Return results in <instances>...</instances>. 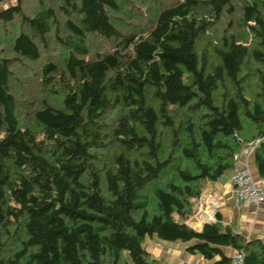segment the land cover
<instances>
[{
    "label": "trees",
    "instance_id": "16d2710c",
    "mask_svg": "<svg viewBox=\"0 0 264 264\" xmlns=\"http://www.w3.org/2000/svg\"><path fill=\"white\" fill-rule=\"evenodd\" d=\"M25 1L0 10L18 22L0 49V264H164L148 237L264 264L260 238L184 221L255 139L264 180V0Z\"/></svg>",
    "mask_w": 264,
    "mask_h": 264
},
{
    "label": "crops",
    "instance_id": "0c3cea01",
    "mask_svg": "<svg viewBox=\"0 0 264 264\" xmlns=\"http://www.w3.org/2000/svg\"><path fill=\"white\" fill-rule=\"evenodd\" d=\"M241 158L250 166L254 178L263 180L253 162L252 151L244 146L239 151ZM230 173L222 175L215 181H208L193 207V213L185 218V223L196 231H200L206 222H212L220 217L223 224L245 239L260 238L264 242V208L246 202L235 201L231 195ZM264 181V180H263ZM192 241H164L156 237H148L144 241V249L151 257L164 264H216L220 259L216 255L206 259L199 253L186 250ZM222 252L230 258L234 248L221 246Z\"/></svg>",
    "mask_w": 264,
    "mask_h": 264
},
{
    "label": "built area",
    "instance_id": "2783aa9c",
    "mask_svg": "<svg viewBox=\"0 0 264 264\" xmlns=\"http://www.w3.org/2000/svg\"><path fill=\"white\" fill-rule=\"evenodd\" d=\"M258 143L255 139L248 143L250 152ZM233 167L230 172L231 195L235 201L246 202L264 208V181L254 178L247 161L241 158L240 152L233 155ZM244 253L234 250L228 264H242Z\"/></svg>",
    "mask_w": 264,
    "mask_h": 264
},
{
    "label": "rangeland",
    "instance_id": "374dc122",
    "mask_svg": "<svg viewBox=\"0 0 264 264\" xmlns=\"http://www.w3.org/2000/svg\"><path fill=\"white\" fill-rule=\"evenodd\" d=\"M13 3H14V0L1 1L0 2V10H2L3 8H6L7 6H10ZM23 7H24V11L26 13H28V12L33 11L35 9V7H37V4L34 2V0H26L24 2ZM235 16L236 15L232 16L231 18L234 19ZM227 19L228 18H225L224 21H222L221 23H219V25H217V28L214 32L215 34L216 33L219 34L222 31L223 27L225 26L224 24H225ZM16 21L17 20L9 22V23L0 22V49L2 51L4 50V52H8V50H9V45L6 44L7 38L9 37V35L12 32L15 33V31L17 30L18 22H16ZM232 27H235V23H232ZM97 43H99V45H101V47L106 45V43H102V44L100 42H97ZM50 52H51V54H53L55 56L56 55L61 56L60 55L61 52L58 49H51ZM36 66L35 65H33V67H30L28 65L27 66H21V68L18 67L17 72L18 73L20 72L22 74V80L23 81L25 80V82H24L25 85L23 84L22 86H19V88L25 92H28V91L30 93L35 92V94H37L39 96V94H41L40 93L41 88L38 86V80H36L37 77L35 78L34 76L33 77L31 76V71L34 69L36 70ZM25 88H26V90H25ZM143 247H144V243H143Z\"/></svg>",
    "mask_w": 264,
    "mask_h": 264
},
{
    "label": "water",
    "instance_id": "95a60500",
    "mask_svg": "<svg viewBox=\"0 0 264 264\" xmlns=\"http://www.w3.org/2000/svg\"><path fill=\"white\" fill-rule=\"evenodd\" d=\"M239 202H241V201H239ZM188 217V216H187Z\"/></svg>",
    "mask_w": 264,
    "mask_h": 264
}]
</instances>
